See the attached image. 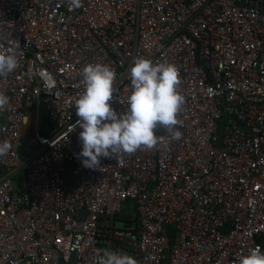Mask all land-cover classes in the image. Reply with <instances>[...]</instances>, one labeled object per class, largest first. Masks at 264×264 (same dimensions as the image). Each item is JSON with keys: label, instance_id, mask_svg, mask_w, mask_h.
Segmentation results:
<instances>
[{"label": "built area", "instance_id": "1", "mask_svg": "<svg viewBox=\"0 0 264 264\" xmlns=\"http://www.w3.org/2000/svg\"><path fill=\"white\" fill-rule=\"evenodd\" d=\"M20 45L0 79V264H239L264 247V0H0V45ZM144 57L177 66L182 133L87 169L75 100L88 64L116 73ZM44 108V132L39 131ZM132 205L133 208H132ZM137 220V225L127 222Z\"/></svg>", "mask_w": 264, "mask_h": 264}, {"label": "clouds", "instance_id": "2", "mask_svg": "<svg viewBox=\"0 0 264 264\" xmlns=\"http://www.w3.org/2000/svg\"><path fill=\"white\" fill-rule=\"evenodd\" d=\"M74 7L81 0H71ZM20 45L4 48L0 45V79L6 78L19 66ZM83 91L75 100L76 123L82 131L79 140L82 146L77 158L87 169L100 168V158H114L119 153L132 154L143 148L156 147L161 137L156 135L158 126H163L174 140L182 133L178 115L184 104L181 95L179 69L167 62L154 63L138 57L129 69L131 91L127 96V110L118 112L112 107L115 70L108 64H88L81 72ZM9 104V97L0 91V110ZM11 143L0 141V158L11 150ZM98 264H138L132 255L103 249L98 254ZM239 264H264V252L259 246L239 257Z\"/></svg>", "mask_w": 264, "mask_h": 264}, {"label": "rangeland", "instance_id": "3", "mask_svg": "<svg viewBox=\"0 0 264 264\" xmlns=\"http://www.w3.org/2000/svg\"><path fill=\"white\" fill-rule=\"evenodd\" d=\"M40 127H39V131L41 133L44 132L43 128H44V120H45V113H44V108H41L40 110ZM134 205H132V208H133Z\"/></svg>", "mask_w": 264, "mask_h": 264}, {"label": "trees", "instance_id": "4", "mask_svg": "<svg viewBox=\"0 0 264 264\" xmlns=\"http://www.w3.org/2000/svg\"><path fill=\"white\" fill-rule=\"evenodd\" d=\"M128 223V225L130 226V225H132V224H135V225H137V220H135L134 222H127ZM262 252H264V247L262 248Z\"/></svg>", "mask_w": 264, "mask_h": 264}, {"label": "water", "instance_id": "5", "mask_svg": "<svg viewBox=\"0 0 264 264\" xmlns=\"http://www.w3.org/2000/svg\"><path fill=\"white\" fill-rule=\"evenodd\" d=\"M74 264H76V254H73Z\"/></svg>", "mask_w": 264, "mask_h": 264}]
</instances>
